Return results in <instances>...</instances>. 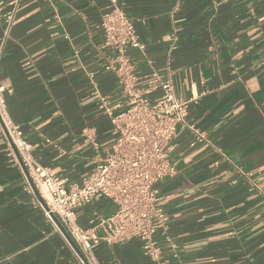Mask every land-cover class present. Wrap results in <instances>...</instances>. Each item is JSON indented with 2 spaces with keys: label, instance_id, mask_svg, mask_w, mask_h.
<instances>
[{
  "label": "crops",
  "instance_id": "obj_1",
  "mask_svg": "<svg viewBox=\"0 0 264 264\" xmlns=\"http://www.w3.org/2000/svg\"><path fill=\"white\" fill-rule=\"evenodd\" d=\"M118 3L145 44L128 50L137 87L153 72L171 76L177 94L193 98L187 119L204 134L178 131L176 173L156 184L167 263L264 264V0ZM111 8L110 0H22L2 50L9 115L34 157L72 181L92 171L116 136L96 87L119 110L128 103L107 68L117 55L103 45L102 15ZM3 30L0 11V45ZM39 201L0 129V264H78ZM114 210L100 197L78 219L88 226L95 212ZM95 253L101 264H153L139 239L101 243Z\"/></svg>",
  "mask_w": 264,
  "mask_h": 264
},
{
  "label": "built area",
  "instance_id": "obj_2",
  "mask_svg": "<svg viewBox=\"0 0 264 264\" xmlns=\"http://www.w3.org/2000/svg\"><path fill=\"white\" fill-rule=\"evenodd\" d=\"M21 1L0 0V11L4 17L0 59ZM110 1L112 8L102 15L103 45L117 55L115 63L110 62L107 68L116 71L121 92L127 96L128 103L126 108L119 110L117 105L110 103L109 96L96 87L99 106L110 117L116 136L109 150L95 161L92 171L81 182L72 181L39 162L21 127L8 113L6 88L1 84L0 129L10 135L20 153L30 175L28 177L24 171L25 180L30 191L36 194L37 189L44 199L48 208L41 201L39 204L46 216L64 234L54 214L79 248L77 250L64 234L75 250L78 264H101L95 253L96 246L132 239L141 241L150 262L168 264L163 242L156 236L167 230L166 213L158 205L156 184L176 173L170 152L178 131L191 129L197 140H202L204 134L187 119L193 98H181L171 76L162 78L158 72H153L150 83L137 87L138 77L132 70L128 50L137 48L144 51L145 44L118 0ZM88 76L95 82L94 72H89ZM155 92H160L157 100L152 98ZM91 134L95 135L93 131ZM100 197L114 203L115 210L108 215L95 212L89 219V225L83 226L78 219V210L90 206Z\"/></svg>",
  "mask_w": 264,
  "mask_h": 264
},
{
  "label": "water",
  "instance_id": "obj_3",
  "mask_svg": "<svg viewBox=\"0 0 264 264\" xmlns=\"http://www.w3.org/2000/svg\"><path fill=\"white\" fill-rule=\"evenodd\" d=\"M7 135H8V137H9V139H10V142L12 143V146L14 147V149H15L17 155H18V158H19V160H20V162H21V165H22V167H23L25 173L27 174L28 177H30L29 172H28V169H27V167L24 165V162H23V160H22V157H21L20 153L18 152V150H17V148H16V146H15V144H14L12 138L10 137V135H9L8 133H7ZM30 180H31V179H30ZM32 184H33V183H32ZM33 186H34V185H33ZM35 191H36V194L38 195V197L40 198L41 202L46 206V208H48L47 205H46V203H45V201H44V199L41 197V195L39 194V192L37 191V189H35ZM53 217H54L55 221L57 222V224L59 225V227L61 228V230H62V231L64 232V234L66 235V237L70 240V242L74 245V247H75L77 250H79V248L76 246L75 242L72 240V238L70 237V235L68 234V232L65 230V228L63 227V225L61 224V222L58 220V218H57L54 214H53Z\"/></svg>",
  "mask_w": 264,
  "mask_h": 264
}]
</instances>
